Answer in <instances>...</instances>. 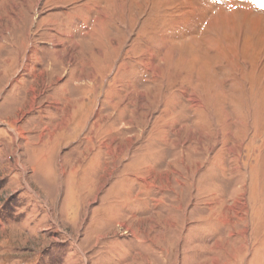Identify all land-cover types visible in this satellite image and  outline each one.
Wrapping results in <instances>:
<instances>
[{"label":"rangeland","instance_id":"obj_1","mask_svg":"<svg viewBox=\"0 0 264 264\" xmlns=\"http://www.w3.org/2000/svg\"><path fill=\"white\" fill-rule=\"evenodd\" d=\"M0 264H264V0H0Z\"/></svg>","mask_w":264,"mask_h":264}]
</instances>
